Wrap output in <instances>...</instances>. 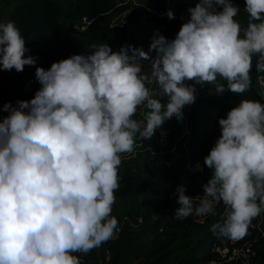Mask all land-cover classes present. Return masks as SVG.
I'll return each instance as SVG.
<instances>
[{"label":"clouds","instance_id":"clouds-1","mask_svg":"<svg viewBox=\"0 0 264 264\" xmlns=\"http://www.w3.org/2000/svg\"><path fill=\"white\" fill-rule=\"evenodd\" d=\"M187 11L175 37L154 34L148 52L101 43L36 67L34 96L4 105L0 264H80L73 253L89 252L117 230L111 216L121 186L117 169L136 138L149 139L165 120L182 119L183 106L195 100L193 83L240 94L250 85L253 56L264 71V0H244L243 35L231 0H198ZM165 15L174 18L171 10ZM27 51L14 22H0V69L34 65ZM217 123L219 136L203 158L210 170L203 195L189 197L178 185L173 217H204L222 203V222L211 230L237 239L264 212V104L241 100Z\"/></svg>","mask_w":264,"mask_h":264},{"label":"trees","instance_id":"trees-1","mask_svg":"<svg viewBox=\"0 0 264 264\" xmlns=\"http://www.w3.org/2000/svg\"><path fill=\"white\" fill-rule=\"evenodd\" d=\"M2 1L4 2V0ZM231 3L239 8L234 19L247 25L248 16L244 11V0H231ZM146 7L151 11L150 14L144 10H139L142 11L141 14L135 16L130 3L117 5L115 0H68L65 5L58 0L27 1L24 4H17L9 12L1 15L0 22H14L20 35L25 40L27 52L45 62H50L51 65L52 62L66 58V50L64 49L72 43L75 54L89 53L90 49L88 47L90 45L101 43H106L112 51H119L122 45H131L134 48H140L148 52L150 38L154 34L162 35L169 40L173 39L181 24L168 17H157L164 11L163 7L157 3L146 4ZM145 12L147 17L142 19V14ZM124 13L128 19L133 16L131 31H128L123 25L114 23L116 17ZM62 22L65 23L67 28L75 31L78 29L77 32L70 34V37L72 35L78 36V38H75L77 43L69 41L61 34ZM256 62L257 60L249 72L250 85L245 92L236 94L226 90L222 94L212 96L210 101H201L198 106H193L192 115L187 122H184L183 118L178 121L173 117L161 125L170 131V141L172 142L179 140L184 131L188 132L186 153L180 140L176 143V152L182 151L185 155L181 161V167L176 165L175 168H170L161 164L148 173L149 180H153L158 175L166 177L170 174L175 177L180 170L182 171L183 161L186 158H189L192 162L203 164V158L212 146L209 144L211 139L213 136L219 135L218 118H223L226 112L231 107L239 104L241 100H252L261 103L264 88L260 87L257 77H264V71L256 70ZM10 71L2 70L0 72V119L8 114L4 109L5 104L15 105L18 100H27L26 98L32 97L36 92V88L29 95L24 92L22 86L25 77L15 75L16 78L12 80L7 75ZM161 102H164V100H161ZM148 147L151 146L148 145ZM151 149L155 150L153 147ZM144 153L149 155L148 151ZM204 167L207 169L206 166ZM132 215H141L140 208L133 207L124 217ZM148 217L144 215L142 217L143 222ZM121 220L118 224L122 223ZM104 243L107 242L101 244ZM93 252L94 250L91 251V253ZM91 253L89 255H93ZM73 254L76 256L82 255L78 252ZM82 256L86 258L87 255ZM130 257L131 255L128 253L122 256L112 254L109 264H127ZM165 263H168L166 254L158 256L152 262V264Z\"/></svg>","mask_w":264,"mask_h":264},{"label":"crops","instance_id":"crops-1","mask_svg":"<svg viewBox=\"0 0 264 264\" xmlns=\"http://www.w3.org/2000/svg\"><path fill=\"white\" fill-rule=\"evenodd\" d=\"M120 3L119 0L117 5H121ZM145 11L151 13L148 8H145ZM121 16L124 17V22H126L123 26L127 27L129 21L126 14L124 13ZM165 16L164 13L157 15L160 18ZM130 26L131 28L127 29L128 31L133 28L132 24ZM70 41L75 42V39L71 38ZM70 45H73V43ZM145 155L148 156L147 159L149 160L147 164H153V166L147 173L144 171L137 172L140 174L144 172V177L131 176L132 173H135L134 168L131 167L135 163L134 161L126 164L127 172L122 170L126 174H118L121 186L114 193L115 202L112 205L111 216L115 217L118 224L133 207H139L141 215L136 216H149L147 220L138 229H132L127 224L120 223V234L115 237L112 236L106 241L107 243L100 244L87 253L78 252V254L87 255L86 258L88 259V257L95 254L102 255L106 250L118 256L128 253L131 257L127 264H152L158 256L166 254L168 263L165 264H206L211 256V247L213 245H224L229 239L221 236L218 231L213 232L211 230L212 224L222 222L225 206L222 203L216 206L214 214L208 219L209 222H206L205 227L195 224L194 215H189L183 219H176L173 215L175 209L179 207L175 197L176 187L183 185L185 195L189 197L199 193L203 194L202 185L210 178V170L207 168L204 173L197 176L185 175L180 170L175 177L170 174L166 177L158 175L153 180H149L148 173L159 165L162 164L170 168L175 167L171 165L169 160H166L167 157L165 159L166 163H163L165 161L160 159L165 155L169 156V154L149 153L153 158H150L151 156L147 154ZM136 167L138 168V166ZM120 170L121 167H118L117 173ZM262 235H264V212L254 217L250 221L246 234L238 238L240 243L251 244L256 252V258L252 264H264V236ZM92 250H94L93 253H91ZM90 253L93 255H89ZM96 259L97 257L94 260Z\"/></svg>","mask_w":264,"mask_h":264},{"label":"built area","instance_id":"built-area-1","mask_svg":"<svg viewBox=\"0 0 264 264\" xmlns=\"http://www.w3.org/2000/svg\"><path fill=\"white\" fill-rule=\"evenodd\" d=\"M25 56H32L35 59L34 66L31 65H25L23 67V70L20 72H17L15 69H13V72L15 75L18 76H24L25 80L22 86V90L24 92H27L29 95L33 92V90L36 88L37 80L35 78V68L41 67L44 69H47L49 66L47 62H45L42 59H39L35 56H33L31 53L26 52L24 54ZM141 63L145 65V68L147 67V61L141 60ZM257 80L260 84L261 88H264V77L258 76ZM262 98H264V95L262 94ZM196 100V98H195ZM195 100L191 104L184 105L182 108V118L184 122H187L190 116L192 115L193 106H195ZM136 119L140 120L142 119V116H138ZM189 135L187 131H184L181 138H185V141H187ZM179 140L176 141H170V131L167 128H163L160 126L157 128L153 135L149 139H140L137 137L133 146V151L131 153H128L131 155V157H134L136 153L148 151L151 154L156 153H162V154H169L173 155L176 153V143H178ZM147 144L151 147H148ZM145 145L147 147H145ZM154 148L153 151L151 148ZM184 152L186 153L185 147H183ZM123 159V158H121ZM197 163H199V168L196 167ZM207 170L203 164L200 162H192L189 158H186L183 161V167L182 172L185 175L188 176H197L205 172ZM202 196V193L195 194L190 197L195 196ZM198 203V200H194V204L196 205ZM218 205V204H217ZM214 206V210L216 209V206ZM212 214L206 215L204 217H197L194 216V222L198 226H204L208 219L210 218ZM123 224H127L132 229H138L140 226L143 225V218L138 217L136 215H132L129 218H124L122 221ZM116 232V233H115ZM120 224H117V230L114 231L113 236L120 234ZM264 236V235H262ZM210 258L206 261V264H226V263H233L236 262L238 264H252L254 259L256 258V252L254 251L253 247L249 243H240V241L237 239H228L227 242L224 245H213L210 249ZM112 253L109 250H106L102 255H97L98 257L96 264H109L111 260ZM80 260V264H90L87 261V258L83 257L82 255L77 256Z\"/></svg>","mask_w":264,"mask_h":264},{"label":"rangeland","instance_id":"rangeland-1","mask_svg":"<svg viewBox=\"0 0 264 264\" xmlns=\"http://www.w3.org/2000/svg\"><path fill=\"white\" fill-rule=\"evenodd\" d=\"M27 1L41 2L43 0H4V2L2 0H0V16L3 15V14H5V13H7V12H9L17 4H24ZM58 1H61L64 5L67 4V2H68V0H58ZM118 2H119V0H115V3H118ZM120 2H121L120 4H124V3L129 2L131 4V6L133 7V11L132 12L135 14V16H139L141 14L142 11H139V10H144L145 11V8H147L146 7V4L147 5L148 4H151L152 5V4H156L157 3V4H159V5H161L163 7V9H164V11H163L164 15L166 13V10H171L172 13H173V15H174V18L173 19L178 24L179 23L180 24H183L184 22L187 21L188 16H189L187 9L189 7H194L195 4L198 2V0H120ZM216 10L219 11V8H217ZM147 13H149V12H147ZM145 17H146V15L143 13L142 14V19L145 18ZM165 17H167V16H165ZM132 18H133V16H131L130 19L127 18V20H129V25L126 27L127 29H130L131 28L130 24L132 23V21H131ZM114 23L115 24H119V25H125L126 22H124V17L121 16V17H116ZM239 24L241 26V35H243V29L246 27V25L241 24V23H239ZM61 28H62L60 30L61 34L64 35V38L65 37L68 38L69 41L71 40V38H74V39L75 38H78V36L75 37L74 35H72L70 37V34L71 33L73 34L74 32H77L78 29H76L77 31H75L74 29L67 28L64 22L61 23ZM69 41H68V43H69ZM64 50H66V54H65L66 55V58L69 57V56H71V55H73V54H75L74 53V50H73V45L68 44L67 47H65ZM85 54H87V53H85ZM154 54H155V52L149 53V58H151ZM257 58H258L257 56H253L252 57V61H251L252 65H254V63L257 60ZM47 64H48V66H50V62H48ZM144 70L147 71V67L144 68ZM0 72H2V69H0ZM7 75L9 77H11L12 80H13V78H16L15 77V73L13 72V69H11L10 73L8 72ZM218 82L219 83H225L226 84L225 81L219 80V78H218ZM188 83H193V82H188ZM39 87H40V85L37 82L36 83V91L39 89ZM149 87L152 88L153 90H155V85H149ZM193 87L195 88V92H194V96L196 98V100H195V106L196 105L198 106L201 101H210L211 100L210 98L212 96H214V95L217 96L218 95V94H215L214 93L215 86L212 85V84L199 85V84H194L193 83ZM225 92H226V90H225ZM32 97H30V98L28 97L26 99L29 100ZM155 98L161 99V100H166V97H162V96H159V95H156ZM261 103L264 104V100L261 101ZM141 110H143V109L142 108H138L137 109V113L134 116L135 119H136V116H140L141 115V112H138V111H141ZM165 123H166V120L162 123V125L165 124ZM218 136L219 135L213 136V138L211 139V141H210L209 144L213 145L214 142H215V140L218 138ZM180 142L183 143L182 146L185 147V150H186V141H185V138H181V141ZM145 154L146 153H144V151H143V153L142 152L137 153L134 157H131V155H129L128 153L121 154V158H123V159H121V163L119 165V167H121V170L117 174H119V175L122 174L123 175V173L127 172L128 170H126V168H125L126 167V164L128 162L134 161L135 163L132 164L131 167L134 168L133 171H135V173H132L131 176L132 177L137 176L139 178L140 177H144V174H145L144 172L147 173V171L150 168H152V166H153V164H150V165L147 164V162L149 160L147 159L148 156H146ZM184 156L185 155H183L182 151H177L173 155H169V156H166L165 155L162 158H160V157L159 158L162 161H165V159L167 157L166 160H169V162H171V165H174V166L178 165V166L181 167V165H182V162L181 161H182V159H184ZM150 158H153V156H151ZM163 163H166V161L163 162ZM136 166H138V168ZM140 169H143V170H140ZM122 170L125 171V172H123ZM140 171H144L143 174L137 173V172H140ZM179 182L180 181H179V178H178V183ZM211 216H210V218H211ZM96 256H97V254H95L94 256L88 257L87 261L90 264H93V263L95 264L96 261H97V259H98V257H97V259L94 260L96 258Z\"/></svg>","mask_w":264,"mask_h":264}]
</instances>
